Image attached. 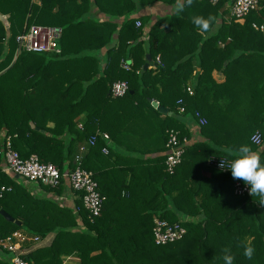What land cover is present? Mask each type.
I'll list each match as a JSON object with an SVG mask.
<instances>
[{
  "label": "trees",
  "instance_id": "trees-1",
  "mask_svg": "<svg viewBox=\"0 0 264 264\" xmlns=\"http://www.w3.org/2000/svg\"><path fill=\"white\" fill-rule=\"evenodd\" d=\"M157 1L0 0L9 27L7 35L0 21V150L10 135L22 158L36 154L61 172L79 164L92 173L103 199L100 215L91 221L79 196L74 206L60 204L32 192L0 166V187L10 188L0 190V209L21 221L18 225L0 213V239L17 229L41 240L53 233L50 242L30 247V264H62L67 255L78 264H224L225 248L234 255L233 264H264V205L259 197L236 194L241 180L211 164L233 159L229 150L250 144L256 131L262 143L252 147L264 162V32L252 27L264 23V0L243 23L231 14L234 0H194L179 15L158 17L145 30L150 17L131 15ZM94 7L103 20L92 16ZM198 15L216 18L215 34L208 39L192 23ZM25 24L60 26V52H20L13 60L14 37ZM147 54L151 58L144 69ZM215 71L223 80L214 77ZM119 80L128 89L114 97L110 88ZM151 100L172 114H161ZM132 118L143 152L166 150L170 132L189 140L187 122L197 124V138L182 143L173 173L166 171V155L141 161L148 164L144 176L132 170L127 152L114 158L121 147L135 151L130 134H136L126 125ZM204 165L210 177H200ZM214 178L219 179L214 183ZM64 182L58 187L36 183L61 195ZM129 210L143 217H132ZM155 215L186 233L156 244ZM246 241L255 248L252 259L243 255ZM10 257L0 246V264H11Z\"/></svg>",
  "mask_w": 264,
  "mask_h": 264
},
{
  "label": "built area",
  "instance_id": "built-area-1",
  "mask_svg": "<svg viewBox=\"0 0 264 264\" xmlns=\"http://www.w3.org/2000/svg\"><path fill=\"white\" fill-rule=\"evenodd\" d=\"M216 1L217 0H212V2ZM261 1L262 0H234L231 6V14L237 21H244L248 13L259 8ZM136 25L139 26L140 22L136 21ZM252 27L264 32V23H252ZM61 36L62 28L60 26L25 24L23 30L14 37L16 44L15 50L17 53H59L60 47L58 41ZM156 62H160L159 57L156 58ZM122 67L128 69L130 66L128 62L124 61L122 62ZM127 89V83L119 80L111 85L110 92L112 96L119 97L123 96L127 92ZM187 91L192 93L191 87H187ZM178 102L181 103V100ZM178 109L180 112H184L183 106H180ZM196 115L199 116L198 113H196ZM199 122L204 123L205 119L200 117ZM78 126L81 127L82 124L80 123ZM102 136L104 139L108 140L107 143L110 141L106 133H103ZM94 141L95 137L91 138L89 143L93 144ZM182 143H188V139L185 137L180 139L178 134L174 132L169 133L165 144V165L166 171L169 173H173L176 166L181 162L184 151ZM102 152L106 154L108 148L104 146ZM0 154L3 157L2 170L8 174L18 175L28 181L39 182L50 187H58L62 179H67L71 192L75 195V198L78 196L81 198L84 208L89 212L90 220L93 221V217L100 215L103 199L98 189V183L92 177V173L79 166V164L73 169H67L61 172L54 163L40 161L36 154H31L27 158H22L18 151L12 147L10 135L5 136ZM75 160L78 161L79 156H76ZM231 160L232 159L222 161L227 165ZM211 164L219 166L220 161L214 160L211 161ZM5 189L7 190L10 188L3 185L0 187L1 191ZM234 192L238 195L249 194L248 186L242 181L236 182ZM152 230L154 242L156 244L173 242L181 239L186 233L184 227L176 224H169L167 221L158 218L155 219ZM40 242L41 239L39 236L28 234L24 230L17 229L0 239V246L11 253V264H30L27 258L30 247Z\"/></svg>",
  "mask_w": 264,
  "mask_h": 264
},
{
  "label": "crops",
  "instance_id": "crops-1",
  "mask_svg": "<svg viewBox=\"0 0 264 264\" xmlns=\"http://www.w3.org/2000/svg\"><path fill=\"white\" fill-rule=\"evenodd\" d=\"M173 6H174L173 4H170L168 2L160 0V1H157L155 3H151L149 5H146V6L142 7V8H140L136 13L132 14L131 17H133V18H138L140 16H148V17H150V21L148 23H146V27H145V30H148V28L150 27L151 23H153L158 17L165 16V15L171 13L173 11ZM92 16H94L96 18H99V20H103L105 18L102 13L98 12L96 7H94L92 9ZM122 20H123V17H120V18L117 19L118 22H121ZM238 22L239 23H243L244 21H238ZM104 53L105 52H101V54H104ZM213 75H214V77L216 79H218V81L223 80V74L215 71L213 73ZM154 101H156L159 104V102L157 100H154ZM168 110H169V108H168ZM170 112L172 114V111H170ZM161 114H164V113H161ZM171 114H168V115H171ZM79 123L80 122H78V124ZM126 125L129 128V132H132V133H135V134L138 133L136 131V128H138V126L136 124V120H134L133 118L130 121H128L126 123ZM187 125H188V128H189V130L191 132V135H192L191 138H189V140H188V142H190V140L192 141V139L194 140L195 138H197V135H196L197 124L194 121L189 120L187 122ZM32 127L37 129V127H35L34 123H33ZM130 135H131L130 141L133 142L134 145L137 144V146L135 147V151L133 153H130V149H126L125 147L124 148L121 147V149L119 151L117 150V152L119 153V156L115 155L114 158H117V157H119V158L123 157L124 158L125 156H127L126 155V152H127L128 155H129L128 157L130 159L134 160V162L132 163L133 165L130 163V167L132 168V170H134L136 173H140L142 176H144L143 168L148 166V164H142L141 161L157 159L159 156H164L166 151L164 150V151L156 152L155 150H149L147 152H143V150H139L140 149L139 147H142V146H140V143L142 142L140 136L137 135V134L136 135L130 134ZM154 148L155 147H153L152 149H154ZM86 150H87V148H86ZM126 150H128V151H126ZM256 151H258L260 153V150H256ZM115 160H116V162H118L117 159H115ZM2 164H3V161L1 162V165H0L1 169H2ZM120 167H121V165H120ZM199 171H200V177H210L211 176L210 168H208L205 165H204V167H200ZM129 175L130 174H128V177H129ZM13 176H15V175H13ZM20 178H18V179L20 180ZM21 179H24V178H21ZM218 179L219 178H214L213 182L215 183ZM26 181L27 180H25V182ZM64 183H65V187H64L63 193L61 195L48 193L45 190H43L40 187V185H38V184H36L37 185V189H32V192L38 193L40 196L50 197V198L56 200L60 204H64V205H68V206H74L75 195L71 192L70 185H69L67 179L65 180ZM1 210H3V209H0V211ZM74 211H75V209H74ZM129 211H130V216H132V217L133 216L134 217L140 216V218L143 217L142 216L143 213H139V212H137L135 210H129ZM118 215H119V217H121V212H119ZM156 217L157 216L155 215L153 218L155 219ZM77 227H80V229H84L83 226L80 223H78ZM52 238H53V233H49L42 240V243H48V242H50L52 240ZM62 264H78V259L75 256L67 255V256L64 257Z\"/></svg>",
  "mask_w": 264,
  "mask_h": 264
},
{
  "label": "clouds",
  "instance_id": "clouds-1",
  "mask_svg": "<svg viewBox=\"0 0 264 264\" xmlns=\"http://www.w3.org/2000/svg\"><path fill=\"white\" fill-rule=\"evenodd\" d=\"M194 0H175L173 11L179 15L186 7H191ZM216 18L212 15L194 16L192 23L194 26L204 33V39L210 38L214 35ZM250 144H243L237 149L229 150V155L233 157L231 162L227 165L220 160L219 167L221 169H230L233 179L241 180L248 186L249 194L252 197H259L257 201L264 205V162L261 160L260 153L256 151L252 145H260L262 143V134L260 131L254 132L250 137ZM243 255L247 259H252L255 248L251 241H246L243 244ZM222 257L224 264H233L234 255L230 249H224Z\"/></svg>",
  "mask_w": 264,
  "mask_h": 264
},
{
  "label": "water",
  "instance_id": "water-1",
  "mask_svg": "<svg viewBox=\"0 0 264 264\" xmlns=\"http://www.w3.org/2000/svg\"><path fill=\"white\" fill-rule=\"evenodd\" d=\"M0 21H2L3 23H4V25H5V29H6V33H7V35L9 34V27H8V20H7V16L6 15H3V14H1L0 13ZM150 55L149 54H147L146 55V60H147V62L144 64V69L145 68H147L148 67V61L150 60ZM132 92V91H131ZM151 103H152V105L159 111V112H161V113H164V114H171V112L168 110V108L167 107H165V106H162V105H159L156 101H154V100H151ZM31 124V126H33V123L31 122L30 123ZM15 177L16 178H20L18 175H15ZM1 212V214L4 216V218L5 219H7V220H9V221H14V222H16L18 225H21V221L20 220H18V219H14L9 213H7L6 211H4V210H1L0 211Z\"/></svg>",
  "mask_w": 264,
  "mask_h": 264
},
{
  "label": "rangeland",
  "instance_id": "rangeland-1",
  "mask_svg": "<svg viewBox=\"0 0 264 264\" xmlns=\"http://www.w3.org/2000/svg\"><path fill=\"white\" fill-rule=\"evenodd\" d=\"M16 54L18 55L19 53H17L16 50H15L13 60L17 57ZM79 124H80V123H79ZM79 124H78V125H79ZM133 125H134V124H133ZM20 180H21V182H23L24 184H26L28 188H30V189H37V185H36L37 183H36V182H32V181H28V180H27L28 182H27V181L25 182L26 179H21V178H20ZM22 180H23V181H22ZM41 241H42V240H41Z\"/></svg>",
  "mask_w": 264,
  "mask_h": 264
}]
</instances>
